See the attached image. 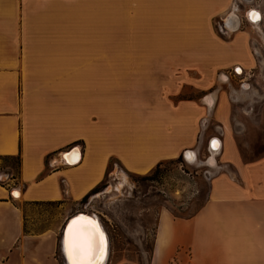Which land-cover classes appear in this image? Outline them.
Returning a JSON list of instances; mask_svg holds the SVG:
<instances>
[{"label": "crops", "instance_id": "1", "mask_svg": "<svg viewBox=\"0 0 264 264\" xmlns=\"http://www.w3.org/2000/svg\"><path fill=\"white\" fill-rule=\"evenodd\" d=\"M241 1L0 0V174L4 157L20 161L16 176L0 178V264L64 262L54 237L25 232L21 206L79 203L110 160L145 175L195 148L205 121L223 136L233 129L232 105L215 100L217 83L232 79L217 71L255 66L249 32L234 30ZM132 18L151 34L198 26V37L121 43L114 35ZM248 23L262 35L263 15L259 27ZM219 141L224 169L206 202L187 219L159 213L147 264H264V156L244 162L232 140ZM71 147L73 166L63 158Z\"/></svg>", "mask_w": 264, "mask_h": 264}, {"label": "rangeland", "instance_id": "2", "mask_svg": "<svg viewBox=\"0 0 264 264\" xmlns=\"http://www.w3.org/2000/svg\"><path fill=\"white\" fill-rule=\"evenodd\" d=\"M239 6L238 30L249 32L255 66L253 69L234 66L217 71L219 79L226 76L227 72H230L232 79L229 83H217L220 92L217 91L215 100V103L219 101L220 104L224 102L232 105L233 129L226 131L227 134L223 136L218 123H202L197 146L191 149L195 154L194 162L187 161L182 154L175 159L160 162L145 175L131 174L117 162H113L103 186L84 201L76 204L35 203L21 206L25 232L54 237L61 262V229L73 215L87 214L96 216L107 233L109 252L105 264H147L159 213L168 210L174 218L179 219L194 216L207 200L210 180L223 171L219 152L213 154L210 150L213 138L232 140L244 162L264 156V23L260 26V35L251 29L245 19L246 13L254 8L260 10L264 17V0H243ZM138 10L139 13L143 9ZM212 25L215 33L225 39L220 19L213 20ZM129 27L114 37L117 36L121 43L134 44H166L171 36L190 42L198 37L193 32L198 26L189 27L177 35L151 34L145 31L142 19L132 18ZM185 68L188 73L201 72V66L187 65ZM245 79L249 82H245ZM140 82L136 81L142 90L145 82ZM248 83L250 85L245 89ZM219 94L223 96L218 97ZM190 96V92H185L184 98ZM204 99L205 97H201V100ZM1 164L4 170L15 167L13 160H1ZM2 174L5 172L0 174V178ZM14 174L16 176L17 172L14 171ZM121 177H124L125 183L117 190L115 187L120 183Z\"/></svg>", "mask_w": 264, "mask_h": 264}, {"label": "snow or ice", "instance_id": "3", "mask_svg": "<svg viewBox=\"0 0 264 264\" xmlns=\"http://www.w3.org/2000/svg\"><path fill=\"white\" fill-rule=\"evenodd\" d=\"M64 248L70 264H101L105 254L103 233L94 222L78 217L68 227Z\"/></svg>", "mask_w": 264, "mask_h": 264}, {"label": "bare ground", "instance_id": "4", "mask_svg": "<svg viewBox=\"0 0 264 264\" xmlns=\"http://www.w3.org/2000/svg\"><path fill=\"white\" fill-rule=\"evenodd\" d=\"M255 16V18H254ZM246 18L248 19V22H251L255 27H259V24L262 22V14L260 12V10L254 8V9H251L249 10L247 13H246ZM240 24V20L236 21L235 20V26H234V30H237L238 29V26ZM210 150L212 151L213 154H217L220 150V141L218 138H213L210 142ZM184 155V158L187 160V161H191V162H194L195 161V154L193 151L191 150H187L183 153ZM78 160V159H77ZM77 160H74V161H71V162H76ZM125 183V179L124 177H121V180H120V183L116 185L115 189L119 190L120 187ZM123 187V186H122ZM122 190V189H121ZM19 192L17 191H13V197L15 198H18L17 196H19ZM85 217L87 218L88 220L94 222L95 224L98 225L100 231L103 233V238H104V243H105V254H104V258L103 260L101 261V264H105L106 261H107V257H108V252H109V242H108V236H107V233L105 232L104 230V226H102V224L100 223V221L98 220V218L94 215H87V214H76V216H72L70 217L66 223H65V226L63 227V231H62V237H61V242L63 243L62 245V249H63V256H64V262L65 264H70V261L67 257V254L65 252V248H64V241H65V238L68 234V227L69 225L71 224V222L73 220H75L76 218L78 217ZM69 223V224H68Z\"/></svg>", "mask_w": 264, "mask_h": 264}, {"label": "trees", "instance_id": "5", "mask_svg": "<svg viewBox=\"0 0 264 264\" xmlns=\"http://www.w3.org/2000/svg\"><path fill=\"white\" fill-rule=\"evenodd\" d=\"M2 160H13L15 162V167L7 168V169H5V172H7L9 175L12 173V171L13 172L16 171L18 173L19 165H20V161H19V158L18 157H4ZM113 162H114L113 160H110L109 161V165H108L109 168H108V170H110L111 165H112ZM159 164H157L155 167H157ZM103 184H104V181L99 186H97L95 189H93L89 194H87L82 199V201L86 200L90 195L95 194L100 189V187L103 186Z\"/></svg>", "mask_w": 264, "mask_h": 264}, {"label": "built area", "instance_id": "6", "mask_svg": "<svg viewBox=\"0 0 264 264\" xmlns=\"http://www.w3.org/2000/svg\"><path fill=\"white\" fill-rule=\"evenodd\" d=\"M245 19H246V21L248 22V19L246 18V16H245ZM224 23V21H222V24ZM74 150H76V148L75 147H71L68 151H66L64 154H63V158L65 159L64 161H65V163L67 164V165H70V166H73V165H75L78 161H76V162H71V161H68L67 159H66V157L65 156H67L70 152H72V151H74Z\"/></svg>", "mask_w": 264, "mask_h": 264}, {"label": "water", "instance_id": "7", "mask_svg": "<svg viewBox=\"0 0 264 264\" xmlns=\"http://www.w3.org/2000/svg\"><path fill=\"white\" fill-rule=\"evenodd\" d=\"M8 177H9V174H8V173H5L1 180H3V181H4V180H7ZM11 195L13 196V191H12ZM68 224H69V223H68ZM62 262H63V258H62ZM63 264H64V262H63Z\"/></svg>", "mask_w": 264, "mask_h": 264}]
</instances>
